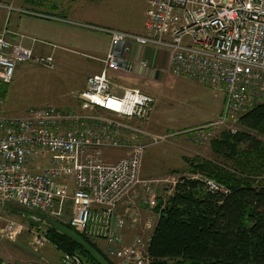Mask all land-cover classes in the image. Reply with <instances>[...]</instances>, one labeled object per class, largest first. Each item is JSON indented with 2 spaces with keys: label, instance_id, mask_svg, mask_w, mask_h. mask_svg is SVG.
<instances>
[{
  "label": "built area",
  "instance_id": "1",
  "mask_svg": "<svg viewBox=\"0 0 264 264\" xmlns=\"http://www.w3.org/2000/svg\"><path fill=\"white\" fill-rule=\"evenodd\" d=\"M0 8L7 17L18 13L64 22L109 38L101 69L87 76L85 86L75 94V108L45 105L19 115H0V202L39 210L85 238L103 241L115 264H149L150 238L137 235L125 242V220L117 208L140 183L146 148L168 135L158 137L145 127L154 96L115 85L110 74L129 70L124 58L128 44L163 49L173 74L223 93L218 118L192 130L195 139L208 141L222 128L233 132L231 125L257 99L264 101V0H147L142 33L12 3L0 2ZM22 38L6 26L0 31V83H10L22 62L53 67L52 54H35L21 43ZM110 149L126 155L105 161L104 153ZM209 184L210 189H218ZM129 222L136 223L137 216L132 214ZM146 227L152 228V222ZM21 230V224L7 220L1 236L8 238ZM62 260L84 264L75 253L64 254Z\"/></svg>",
  "mask_w": 264,
  "mask_h": 264
},
{
  "label": "rangeland",
  "instance_id": "2",
  "mask_svg": "<svg viewBox=\"0 0 264 264\" xmlns=\"http://www.w3.org/2000/svg\"><path fill=\"white\" fill-rule=\"evenodd\" d=\"M3 1L5 0H0V2ZM8 17L6 11L0 8V31L3 26H7ZM15 18H19L21 28L31 26L45 29L49 26L48 21L27 15L20 17L16 15ZM83 30L90 32L87 29ZM39 37L42 38V36ZM37 45L40 46V50L35 54L53 53V67L47 68L35 62L18 64L6 94L0 98V115H19L31 107L45 105L64 110L76 107L75 94L86 79L87 64L94 63V60L88 56L90 55L88 52L75 46L52 51L39 43ZM165 72L162 80L153 84L136 82L137 88L151 94L156 100L151 120L145 127L158 137L168 135L167 138L158 139L146 148L140 169V183L123 201V204L131 208L132 213L137 216V222L140 214H144L147 219L145 226L148 221L153 224L157 215L158 202H165L172 194L173 186L180 177L210 180L223 187L213 178L200 172L188 171L186 162L187 158L193 157L212 159V141L221 132L229 131L223 128L216 130L208 141L195 139V134L191 132L218 118L223 103L221 101L223 93L192 79L176 76L170 67ZM142 85L149 87L143 89ZM231 126L235 130L233 132L240 130L238 123ZM259 137L264 140L263 136ZM124 155L126 152L119 149H110L104 153L105 161L108 162H114ZM42 162L43 160H39V163ZM150 201H155V205H151ZM44 218L48 217L39 210H31L17 203L0 202V236L1 229L7 220H13L22 225V230L12 233L8 240L0 238V247L4 249L8 247V254L4 253L6 250L0 249V255L5 262L8 264H35L34 262L64 264L61 257L66 253H72L58 250L49 241L46 235L48 227L43 222ZM97 247L112 264H115L107 253L106 245H97ZM32 251L44 257V261L36 258ZM80 257L84 264H87L86 260Z\"/></svg>",
  "mask_w": 264,
  "mask_h": 264
},
{
  "label": "trees",
  "instance_id": "3",
  "mask_svg": "<svg viewBox=\"0 0 264 264\" xmlns=\"http://www.w3.org/2000/svg\"><path fill=\"white\" fill-rule=\"evenodd\" d=\"M8 85L0 83V98ZM237 123L239 131H223L212 141V159H186L188 171L213 178L224 189L211 190L203 179L182 176L165 202H158L149 264H264V140L259 137H264V101ZM47 227L58 250L97 264L79 245ZM83 238L112 264L96 243Z\"/></svg>",
  "mask_w": 264,
  "mask_h": 264
},
{
  "label": "crops",
  "instance_id": "4",
  "mask_svg": "<svg viewBox=\"0 0 264 264\" xmlns=\"http://www.w3.org/2000/svg\"><path fill=\"white\" fill-rule=\"evenodd\" d=\"M3 2L12 3L17 7L43 14L56 15L78 22H88L135 33L143 32L144 15L147 9V0H5ZM16 15L17 17L23 16L18 13H11L6 27L12 32L24 35L21 43L26 47L32 48L34 53L40 50V46L37 43L50 48L52 51L75 46L88 52L90 54L88 56L94 60V63L87 64V76L101 69L100 59L105 56L109 48L107 35L94 31L87 32L64 22L34 16L30 17L48 21L49 26L45 29L31 26L21 28V24L18 21L19 18H15ZM11 17L13 18L10 23ZM39 36H42V38ZM12 38H16V36L13 35ZM50 44L55 45V47H51ZM49 54L53 55V53ZM124 58L130 63L129 70L122 74H110L113 83L121 87L137 88V81L153 84V82L162 80L164 73L166 74L165 71L169 68L167 51L156 47L128 44ZM85 82L86 79L78 92L85 86ZM128 83L131 85H127ZM148 87V85L146 87L142 85L143 89ZM223 99L222 95L221 101ZM221 110L222 106L220 113ZM117 214L125 220L123 229L125 242L131 241L137 235L151 238L158 214L154 218L152 228L145 226L147 219L142 213L139 221L131 225L129 218L133 213L127 205H119ZM92 242L101 246L105 245L103 241Z\"/></svg>",
  "mask_w": 264,
  "mask_h": 264
},
{
  "label": "water",
  "instance_id": "5",
  "mask_svg": "<svg viewBox=\"0 0 264 264\" xmlns=\"http://www.w3.org/2000/svg\"><path fill=\"white\" fill-rule=\"evenodd\" d=\"M44 224L49 226L51 229L63 234L71 241L79 245L84 252H86L97 264H110V262L97 251L89 242H87L81 235L76 233L74 230L66 225H63L51 218H45Z\"/></svg>",
  "mask_w": 264,
  "mask_h": 264
},
{
  "label": "flooded vegetation",
  "instance_id": "6",
  "mask_svg": "<svg viewBox=\"0 0 264 264\" xmlns=\"http://www.w3.org/2000/svg\"><path fill=\"white\" fill-rule=\"evenodd\" d=\"M2 236H0V238H1ZM5 237H2L1 239H4ZM5 239H7L8 240V238H5ZM0 249H4L3 247H0ZM25 249V248H24ZM4 250H6L4 253H6V254H8V247H6ZM3 250V251H4ZM31 253H33V254H35V256H36V258H38L39 260H43L44 261V257H42L41 255H39L38 253H35V252H31ZM61 261H63L62 260V257H61ZM35 264H38V263H36V262H34ZM64 263V262H63ZM0 264H8V262H5L4 260H3V258L1 257V255H0ZM49 264V263H48ZM65 264V263H64Z\"/></svg>",
  "mask_w": 264,
  "mask_h": 264
},
{
  "label": "bare ground",
  "instance_id": "7",
  "mask_svg": "<svg viewBox=\"0 0 264 264\" xmlns=\"http://www.w3.org/2000/svg\"><path fill=\"white\" fill-rule=\"evenodd\" d=\"M260 101H262V100L257 99V100L255 101L254 104H256L257 102H260ZM254 104H253V105H254ZM253 105H252V106H253ZM252 106H251V107H252ZM251 107H250V108H251ZM250 108H249V109H250ZM249 109H248V110H249ZM248 110H247V111H248ZM247 111H245L244 113H246ZM204 181H205L206 183H208V184H209V183H212L215 187H218V189H211V190H223V189H224L223 187H221V186H219V185L213 183V182L210 181V180H204ZM208 184H207V185H208ZM209 185H210V184H209ZM208 187H209V186H208ZM209 189H210V188H209Z\"/></svg>",
  "mask_w": 264,
  "mask_h": 264
}]
</instances>
